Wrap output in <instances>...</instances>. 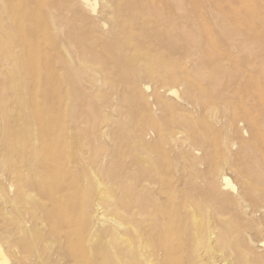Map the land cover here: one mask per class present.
I'll return each mask as SVG.
<instances>
[{"label": "rangeland", "instance_id": "1", "mask_svg": "<svg viewBox=\"0 0 264 264\" xmlns=\"http://www.w3.org/2000/svg\"><path fill=\"white\" fill-rule=\"evenodd\" d=\"M88 1L0 0L9 264H264V0Z\"/></svg>", "mask_w": 264, "mask_h": 264}, {"label": "bare ground", "instance_id": "2", "mask_svg": "<svg viewBox=\"0 0 264 264\" xmlns=\"http://www.w3.org/2000/svg\"><path fill=\"white\" fill-rule=\"evenodd\" d=\"M82 2H83V4H84V6L85 7H93V4H90L89 3V1L88 0H82ZM172 6L174 7V9L176 10V9H181V7H182V0H174L173 1V3H172ZM154 8V7H153ZM147 9V8H146ZM148 10V9H147ZM153 10V9H152ZM150 11H151V9H150ZM155 12H156V17L158 18V19H162V13L160 14V13H158L159 12V10L158 11H156V10H154ZM153 11V12H154ZM177 11V10H176ZM181 11V10H180ZM144 12H146V10H144ZM153 14V13H152ZM155 15V14H154ZM153 16V15H152ZM167 18V17H166ZM168 19H169V17H168ZM167 19V20H168ZM165 20V19H164ZM159 22V21H158ZM161 22V21H160ZM171 22V20L168 22V23H170ZM164 24H167L166 22H164ZM163 24V25H164ZM171 25V24H170ZM169 25V26H170ZM172 25H174V24H172ZM226 25H228V24H226ZM168 26V25H167ZM224 26H225V24H224ZM227 27V26H226ZM133 28V27H132ZM176 28V27H175ZM175 28H173L174 29V31H175ZM231 28V27H230ZM130 29V28H129ZM172 29V28H171ZM131 30V29H130ZM177 30H179V29H177ZM229 28L227 27V29L226 30H224V33L226 34V36L229 38V39H234V37L233 36H236L237 34H235V35H233V33H232V31L231 32H229ZM200 32V31H199ZM179 34H181V36H183L182 38H185V40L186 39H188V40H192L194 37H193V32L191 33L190 31H188V32H181V33H179ZM199 38V37H198ZM196 39V38H195ZM237 40V39H236ZM192 43H194V39L192 40ZM197 44V43H196ZM234 45V44H233ZM237 45V44H236ZM240 45V44H239ZM247 46V45H246ZM242 47V46H241ZM238 49H239V47H238ZM208 54V53H207ZM171 94L172 95H175V96H177L178 94H177V91H175L174 89H172L171 90ZM219 185V184H218ZM217 184H215L214 183V185H213V188L212 189H214V191L216 192L217 191V193L220 191V189L221 188H219V186L221 185V187H223L224 189H230V188H232L233 190H235V186L231 183V181H230V179L229 178H227V177H222V179H221V184L218 186ZM219 190V191H218ZM223 190V189H222ZM214 193V192H213ZM216 193V194H217ZM262 249H264V241H262L261 242V244L259 245ZM0 264H9V260H8V258H7V256L5 255V253H4V251H3V249H2V247L0 246Z\"/></svg>", "mask_w": 264, "mask_h": 264}]
</instances>
